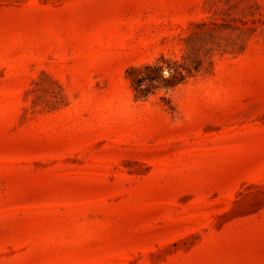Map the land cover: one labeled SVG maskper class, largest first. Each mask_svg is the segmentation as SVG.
<instances>
[{
	"label": "rangeland",
	"instance_id": "obj_1",
	"mask_svg": "<svg viewBox=\"0 0 264 264\" xmlns=\"http://www.w3.org/2000/svg\"><path fill=\"white\" fill-rule=\"evenodd\" d=\"M0 264H264V0H0Z\"/></svg>",
	"mask_w": 264,
	"mask_h": 264
},
{
	"label": "trees",
	"instance_id": "obj_2",
	"mask_svg": "<svg viewBox=\"0 0 264 264\" xmlns=\"http://www.w3.org/2000/svg\"><path fill=\"white\" fill-rule=\"evenodd\" d=\"M146 70H150L154 73V75H146V76H141L139 77L138 75L135 74V71H137L134 68H130L128 70V75L132 77L133 82L135 83V89H137L140 93H143V91H147V88H142L140 87L142 85V81L143 80H147L148 85L150 86V84L152 82H160V81H164V82H180L185 80L186 78V74H189L190 71L188 70L187 73H184L180 68L179 64H174L173 66H169L168 67V71L170 73V77L169 78H163L162 74H161V70L163 68V65H159L158 63H156L155 65H146L144 67ZM140 73V71H138V74Z\"/></svg>",
	"mask_w": 264,
	"mask_h": 264
}]
</instances>
